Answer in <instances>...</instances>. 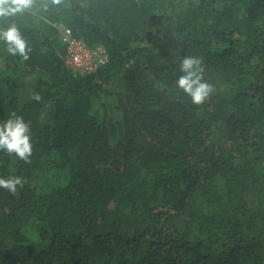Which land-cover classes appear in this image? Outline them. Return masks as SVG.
<instances>
[{"label": "trees", "instance_id": "1", "mask_svg": "<svg viewBox=\"0 0 264 264\" xmlns=\"http://www.w3.org/2000/svg\"><path fill=\"white\" fill-rule=\"evenodd\" d=\"M12 25L31 52L0 41V122L33 150L0 152L24 181L0 188V264H264V0H35ZM60 27L107 64L75 74Z\"/></svg>", "mask_w": 264, "mask_h": 264}, {"label": "clouds", "instance_id": "2", "mask_svg": "<svg viewBox=\"0 0 264 264\" xmlns=\"http://www.w3.org/2000/svg\"><path fill=\"white\" fill-rule=\"evenodd\" d=\"M61 0H51V4L59 5ZM35 4V0H0V17H8L29 10ZM0 41L6 48L8 56L21 57L29 60L31 48L27 40L23 38L19 29L9 26L6 30H0ZM202 61L196 56L182 57L179 65L181 73L175 84L179 91L190 98L193 105H202L213 93V85L205 81ZM33 99L37 102L41 96L36 94ZM33 146L31 143L30 122H26L22 116L11 112L6 121L0 122V152L8 156H15L24 163H30ZM23 178L20 176L0 177V188L15 195L17 186H23Z\"/></svg>", "mask_w": 264, "mask_h": 264}, {"label": "built area", "instance_id": "3", "mask_svg": "<svg viewBox=\"0 0 264 264\" xmlns=\"http://www.w3.org/2000/svg\"><path fill=\"white\" fill-rule=\"evenodd\" d=\"M64 40L69 45L65 62L75 74L91 73L107 64L108 55L102 47L91 51L82 41L71 39V36L69 41Z\"/></svg>", "mask_w": 264, "mask_h": 264}, {"label": "rangeland", "instance_id": "4", "mask_svg": "<svg viewBox=\"0 0 264 264\" xmlns=\"http://www.w3.org/2000/svg\"><path fill=\"white\" fill-rule=\"evenodd\" d=\"M61 34L63 35L64 39L69 41L70 33L65 27H60ZM92 51V50H91Z\"/></svg>", "mask_w": 264, "mask_h": 264}]
</instances>
